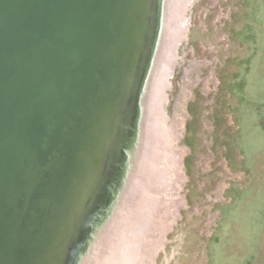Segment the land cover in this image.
I'll return each mask as SVG.
<instances>
[{
	"label": "water",
	"instance_id": "obj_1",
	"mask_svg": "<svg viewBox=\"0 0 264 264\" xmlns=\"http://www.w3.org/2000/svg\"><path fill=\"white\" fill-rule=\"evenodd\" d=\"M158 3L0 0V264H77L90 246L130 148Z\"/></svg>",
	"mask_w": 264,
	"mask_h": 264
},
{
	"label": "rangeland",
	"instance_id": "obj_2",
	"mask_svg": "<svg viewBox=\"0 0 264 264\" xmlns=\"http://www.w3.org/2000/svg\"><path fill=\"white\" fill-rule=\"evenodd\" d=\"M183 1L158 107L167 128L179 119L165 148L167 166L176 148L178 170L159 191L162 243L147 262L264 264V0ZM110 210L98 214L81 261Z\"/></svg>",
	"mask_w": 264,
	"mask_h": 264
},
{
	"label": "bare ground",
	"instance_id": "obj_3",
	"mask_svg": "<svg viewBox=\"0 0 264 264\" xmlns=\"http://www.w3.org/2000/svg\"><path fill=\"white\" fill-rule=\"evenodd\" d=\"M169 1L159 0L158 3L154 56L149 61L139 97V110L129 138L130 151H125L119 182L114 184L112 190V210L100 222L96 249L92 250L91 255L88 251L77 264H148L151 248L155 253L162 243L158 236V228L160 231L164 227L158 222V218L162 217L159 191L161 187L168 189L169 184L176 181L178 158L173 157L177 150L169 146L170 160L167 166L165 148L179 137V119L171 118L167 128V120L160 114V89L167 80L166 76L163 77L173 59L167 55V66L164 67L161 62L166 58L167 48L170 50L178 40V23L183 17L184 7L183 0H173L172 23L169 26ZM170 186L172 189V183ZM155 212H159L158 218H155Z\"/></svg>",
	"mask_w": 264,
	"mask_h": 264
}]
</instances>
